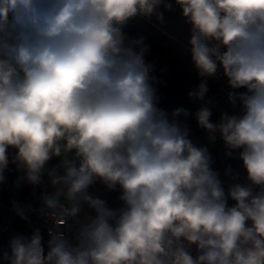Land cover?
I'll return each mask as SVG.
<instances>
[{"label":"clouds","instance_id":"1","mask_svg":"<svg viewBox=\"0 0 264 264\" xmlns=\"http://www.w3.org/2000/svg\"><path fill=\"white\" fill-rule=\"evenodd\" d=\"M175 5L191 25L194 112L158 107L148 45L124 31L162 21L170 0H0V184L14 165L54 225L46 250L38 228L12 237L7 264H264V0ZM209 79L239 115L211 121ZM189 116L238 154L246 184L225 191ZM97 182L121 207L89 193Z\"/></svg>","mask_w":264,"mask_h":264},{"label":"crops","instance_id":"2","mask_svg":"<svg viewBox=\"0 0 264 264\" xmlns=\"http://www.w3.org/2000/svg\"><path fill=\"white\" fill-rule=\"evenodd\" d=\"M171 2V0H170ZM163 12V20H158L155 15L150 18L135 17L133 18V28L137 30L131 37H144L148 45V52L145 56L147 62L154 65L152 75L158 81L155 84L157 96L159 97L158 107L172 112L174 109L184 107L192 112L196 110L198 104H194L188 97V93L199 84V78L191 64V51L189 40L191 37V25L186 22L181 13L174 8L172 11H165L162 7L159 9ZM209 91L206 99L217 88L216 80H208ZM211 121H218L220 114L212 109ZM223 112L240 114V105L234 107L225 106ZM186 123L190 129V138L198 146L208 149L212 157V168L221 175L229 174L227 170L235 174L240 184L247 183V173L242 166V161L238 158L237 153L233 156H227L223 141L217 137L214 142H209L206 132L199 128L194 116H189ZM58 163L57 159L49 162V166ZM14 165H10L5 172L7 182L0 184V264H7L3 259V253L8 251V244L12 237L16 235L30 236L36 226L27 225L18 215H10L8 202L13 180L20 175ZM20 190L27 196H40L41 189H33L30 185L22 184ZM35 192V195H33ZM89 193L104 199L112 208L121 207V201L118 199L120 191L108 190L107 187L97 182L89 188ZM8 224L7 229L5 226ZM43 236L45 243L49 239L48 235L38 228Z\"/></svg>","mask_w":264,"mask_h":264},{"label":"built area","instance_id":"3","mask_svg":"<svg viewBox=\"0 0 264 264\" xmlns=\"http://www.w3.org/2000/svg\"><path fill=\"white\" fill-rule=\"evenodd\" d=\"M171 3L173 4L174 9L177 12L181 13L179 7L175 5V0H171ZM216 82H217V88L215 92L211 95V98L214 100L216 105L213 108V110L218 114H221L225 106H231V104L228 102V96H227V93L228 91H230V89L227 87L226 83L223 80H216ZM239 91H244V90L240 89ZM16 178L13 180L11 184V192L8 202L10 215L11 216L17 215L13 207V204L15 202L19 204L20 207L25 209V214L27 215L28 219L27 220L23 219L24 223L27 225L36 226L41 230H43L48 235L49 229L54 227V225L51 221L47 220L38 213L37 210L41 207L39 196L24 195L21 192L20 187L17 188L15 186ZM219 178L222 182L223 187L225 188V191H227L228 187L232 183L234 182L239 183L235 174L233 173H229L225 175L219 174ZM233 203L234 202L229 199L228 201L229 206H231ZM7 227L8 224L5 226V230L7 229Z\"/></svg>","mask_w":264,"mask_h":264},{"label":"bare ground","instance_id":"4","mask_svg":"<svg viewBox=\"0 0 264 264\" xmlns=\"http://www.w3.org/2000/svg\"><path fill=\"white\" fill-rule=\"evenodd\" d=\"M133 20L131 19L127 22V24L124 26V31L129 35L132 32L133 29Z\"/></svg>","mask_w":264,"mask_h":264},{"label":"rangeland","instance_id":"5","mask_svg":"<svg viewBox=\"0 0 264 264\" xmlns=\"http://www.w3.org/2000/svg\"><path fill=\"white\" fill-rule=\"evenodd\" d=\"M137 30L135 29V27L132 29V32L129 34V36L131 35V36H133L134 34H135V32H136Z\"/></svg>","mask_w":264,"mask_h":264},{"label":"water","instance_id":"6","mask_svg":"<svg viewBox=\"0 0 264 264\" xmlns=\"http://www.w3.org/2000/svg\"><path fill=\"white\" fill-rule=\"evenodd\" d=\"M40 204H41V201H40Z\"/></svg>","mask_w":264,"mask_h":264}]
</instances>
